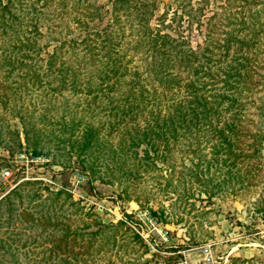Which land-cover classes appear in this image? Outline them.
I'll list each match as a JSON object with an SVG mask.
<instances>
[{
  "label": "rangeland",
  "instance_id": "rangeland-1",
  "mask_svg": "<svg viewBox=\"0 0 264 264\" xmlns=\"http://www.w3.org/2000/svg\"><path fill=\"white\" fill-rule=\"evenodd\" d=\"M37 1L40 36L35 20L24 34L0 27V203L17 188L22 206L15 230L1 234L18 264H203L205 245L211 264H264V0ZM143 4L153 13L143 15ZM98 7L103 24L83 27ZM163 34L206 49L211 70L247 55L252 88L231 145L238 156L227 143L213 153L207 125L174 134L163 126L187 82L170 89L156 79L149 45ZM25 36L37 50L20 63L11 43ZM47 52L63 78L47 75ZM17 110L23 118L11 117ZM63 114L80 121L66 143L51 138ZM87 125L98 143L84 150Z\"/></svg>",
  "mask_w": 264,
  "mask_h": 264
},
{
  "label": "trees",
  "instance_id": "trees-1",
  "mask_svg": "<svg viewBox=\"0 0 264 264\" xmlns=\"http://www.w3.org/2000/svg\"><path fill=\"white\" fill-rule=\"evenodd\" d=\"M52 1L53 0H48L50 4ZM37 2V0H26L23 3L20 0H6L3 3V0H0V27L2 29L8 28L10 31L14 29L17 34H19V32L24 34L27 27L24 29H22V27L35 20L33 25L36 30V34L40 36L38 34L39 25H41L39 21L40 17L37 18L32 15V13H38V10H40L38 6H35ZM155 2H157V0H153L152 8L154 7ZM57 4L62 7L63 0H58ZM228 4L232 6L236 5V3H232L230 1ZM123 5L126 7L124 3ZM237 6L243 7L239 4H237ZM148 12L149 14L153 13V11H148V9L145 8V4H143L142 14L146 15ZM86 15L87 18L81 21L82 23L80 24H82L85 28H90L91 26L97 27V25L103 24L107 13H105L101 7H98V11L93 9ZM28 18L30 19V22L28 21ZM148 20L144 21V23H139L148 27ZM15 24H17L16 28H14ZM159 37L152 40L149 45L150 48H153L154 55L150 56L148 53V56L151 57L150 66L154 70L156 79L158 82L162 83L163 86L166 85L170 89L179 87V77H183L187 80V82L183 85V93L180 94L181 91H179L178 99H176L175 103L171 105L172 111L161 117L163 126H166L167 130L174 134L178 132V130H190L191 128L207 125L210 130L214 131L211 133V137L213 138L215 136L214 140H216V145H214L212 152L218 154L221 151L218 149V144L227 143V152L236 155L235 147L231 146L232 144H235V142H238L237 139L240 136L235 129L237 124H239L236 110L239 108V111L241 110L242 113H247L244 110L247 105L246 102L244 103V99L248 98V92L252 88L251 81H249V73L252 69L243 64V60L247 58V55L243 54L244 56L241 55L240 58H234L238 55L233 54L232 58L239 61L228 62L224 68L218 67L217 64H215L214 66L217 67L211 70L212 66L207 63L209 58L205 54L206 49L203 50L200 49V47L195 48L192 45H188L187 41L186 43L188 46H183L185 45V41L179 38L180 35L177 37H171L168 34H163L159 35ZM29 38L34 39L35 37L25 36L24 38H16L19 43L17 45L11 43L12 49H15L16 53H22L20 63H23L22 60L24 58L32 59V54L36 53V40L34 41ZM234 40L235 39H232L231 42L233 43ZM83 41L86 42L87 39L84 38ZM240 43L243 45L244 41H240ZM38 49H41V47ZM10 54L11 53H8V55ZM47 54V75H57L56 77L62 76L63 78L65 76H63V74H65V69L58 68L56 71V67L54 66L55 55L50 52H47ZM223 61L225 62L226 60L223 59ZM4 63V65H9L11 67L15 62L12 57H8ZM168 67L174 68L175 71L169 72ZM10 70L12 71H8L9 73L13 72L12 67ZM219 73L220 75L222 74V77H220L221 79L217 77ZM204 76L208 79L215 80L205 81V79H202ZM219 84L222 85L219 86ZM99 91H101L100 86ZM139 93L142 92L139 90ZM10 95L17 97V100L23 94L11 91ZM137 95L138 94L134 91V101L136 100ZM13 99L14 101L12 104L15 105L16 100L15 98ZM8 102L9 100H7V104ZM21 103L23 104V102ZM49 106L54 107L51 104ZM135 107L136 105L131 107V109H134ZM263 108L264 104L261 108L264 113ZM10 110L14 111L15 109L14 107H11ZM35 110L36 108L30 109V115L34 113ZM45 111H47V109H45ZM63 113L68 114L66 111H63ZM13 114L14 115H11V117L23 118V115L19 110L15 111ZM63 116L64 114L61 116V123L59 124L60 127H58V132L51 135V138L57 139L58 142L62 141L66 143V140H70L72 136L71 134H73L80 125V121L74 122L75 116H71L70 121H66ZM44 122H46V120ZM67 125L71 126L69 127ZM93 130L94 129L91 126L87 125V129L83 131L84 135L82 134L83 136L80 145L84 150L91 149L98 143L95 140L97 137L96 132H93ZM39 131H41V129H36L35 126L33 132ZM17 138L18 134L11 137V141L19 147ZM142 140L144 139H138L136 141V145L143 142ZM259 140H257V143L259 142L262 144L264 141V132L259 134ZM33 153L39 154L40 152L34 148ZM239 155H241V153ZM19 192L20 190L17 188L9 192L0 203V264H3L5 257L12 259L13 264H18L20 260V252L17 249L10 251L11 245H6L9 238L2 235L14 231L16 227L15 222L21 220L20 214L22 212L20 211V207L22 206L20 203L21 200ZM16 199H18L17 202ZM24 209H27L26 205H24L23 210ZM152 213L154 215H161L158 214L157 211H153ZM163 220L165 221V219ZM33 222H35V220H33ZM3 228H5V230H3Z\"/></svg>",
  "mask_w": 264,
  "mask_h": 264
},
{
  "label": "built area",
  "instance_id": "built-area-1",
  "mask_svg": "<svg viewBox=\"0 0 264 264\" xmlns=\"http://www.w3.org/2000/svg\"><path fill=\"white\" fill-rule=\"evenodd\" d=\"M202 251H203V259L202 262L203 264H211L213 261V256L211 253V247L210 245H205L204 247H202Z\"/></svg>",
  "mask_w": 264,
  "mask_h": 264
}]
</instances>
